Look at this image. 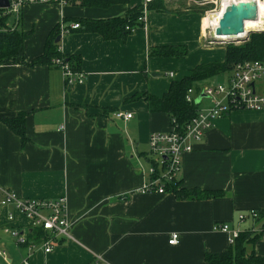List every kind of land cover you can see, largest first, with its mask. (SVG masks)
<instances>
[{
  "label": "crops",
  "instance_id": "crops-1",
  "mask_svg": "<svg viewBox=\"0 0 264 264\" xmlns=\"http://www.w3.org/2000/svg\"><path fill=\"white\" fill-rule=\"evenodd\" d=\"M144 2L24 8L20 27L31 34L24 61L0 65V119L25 112L27 141L22 143L0 120V200L4 189L33 199L63 197L72 236L49 253L19 246L13 234H28L32 221L19 212L10 220L12 205L0 204V250L5 252L0 264L25 259L30 264H208L206 250L230 245V234L214 229L215 223L240 231L262 229L261 222L238 217L264 208V108L232 109L216 119L202 140L190 141L193 149L182 155L177 174L182 186L220 189L226 196L182 200L166 190L140 192L150 179V135L169 131L171 123L168 114L150 112L137 95H162L176 68L191 70L225 59L226 52L215 50L225 51L224 46L208 41L207 16L148 10L146 25L125 38L106 40L77 29L56 41L58 35L55 42L72 57L71 66L83 76L80 83H67L57 66L30 64L44 53L61 21L126 17ZM167 45H186L189 54L149 56L152 47ZM160 72L174 76L165 81L156 78ZM212 79L195 88L199 91ZM257 90L264 93V81ZM197 105H206L204 96ZM116 110L132 117L116 118ZM173 233L179 236L176 244L169 243ZM247 251L264 257V232Z\"/></svg>",
  "mask_w": 264,
  "mask_h": 264
},
{
  "label": "built area",
  "instance_id": "built-area-1",
  "mask_svg": "<svg viewBox=\"0 0 264 264\" xmlns=\"http://www.w3.org/2000/svg\"><path fill=\"white\" fill-rule=\"evenodd\" d=\"M75 0H8V7H0V16H8L10 19L11 30L19 28L22 23L23 10L28 5L33 4H59L70 5ZM152 0H145L143 13L138 17L137 22L146 25L147 22V3ZM210 0H204L203 3ZM221 3V2H220ZM216 11V10H213ZM211 11V12H213ZM59 35L69 33L80 27L79 22L66 25L64 21L59 23ZM137 26L129 27L132 32ZM208 40L211 37V31L207 28ZM210 43H216L212 41ZM57 51L62 54L61 57H55L52 62L54 66L60 68L65 76L67 83L82 82V74L73 71L69 62L65 61L60 47ZM170 77L174 73H169ZM264 81V60H252L239 63L227 77V85L221 83H209L203 86L199 91L195 87L188 89L186 101L195 103L199 94L204 95L206 105L199 107L197 114L186 123L183 130L178 131L175 126L167 132L152 133L149 138V162L150 179L140 189L141 193L155 191L164 193L166 182H172L177 178L181 168L183 153L193 149L190 141L202 140L204 134L215 125L216 119L228 114L232 109L240 108L247 110H259L264 108V93L257 90V84ZM113 115L116 118L128 120L132 117L131 113L122 110H116ZM4 196L0 200L2 206L12 205L13 212L9 219L14 218V212L22 213L32 221V229L40 228L43 235L40 241L29 239L24 233L16 232L13 234L17 239V245L26 246L31 250L42 247L46 253L62 241L71 238V223L66 214L67 202L61 197L58 199L44 200L22 197L10 189L3 190ZM259 216L257 210H251L248 213L239 215V221L246 219H257ZM214 229L229 233V244H234L235 239L241 233L240 229L232 227L226 222H217ZM178 233H173L169 239L170 244L178 242ZM0 255L5 252L0 250ZM22 264H30L28 259L23 260Z\"/></svg>",
  "mask_w": 264,
  "mask_h": 264
},
{
  "label": "trees",
  "instance_id": "trees-1",
  "mask_svg": "<svg viewBox=\"0 0 264 264\" xmlns=\"http://www.w3.org/2000/svg\"><path fill=\"white\" fill-rule=\"evenodd\" d=\"M130 0H75L72 4L83 7L106 8L117 4H128ZM204 0H195L197 2ZM213 6V3L203 5L191 4L185 12L203 13L206 9ZM143 4L138 8H132L126 17H113L108 19H80V27L77 30L99 33L104 39L112 40L125 38L132 33L127 26L133 27L141 25L137 22L138 17L143 13ZM147 10H154L164 13L181 14L184 12L170 10V2L167 0H152L147 3ZM10 19L8 16H0V65L4 63H16L24 61V44L30 36L31 31L22 30L21 27L11 30ZM59 26H56L48 37L44 53L35 58L30 64L49 63L53 65L52 60L55 57H61L62 54L57 51L59 43L55 39L59 35ZM249 40L243 43H228L223 45L226 56L223 61H211L197 64L189 70L188 74L180 79H172L166 92L162 95H154L150 92H143L137 97L144 98L148 109L152 113L164 112L170 118L171 126H175L178 131L184 129L198 111V105L186 101V94L191 87H197V83L212 79L218 75H228L239 63L264 60V31H255L249 34ZM251 39V40H250ZM189 54L186 45H167L156 46L149 50L150 57L161 58H185ZM65 61L71 65L72 57L63 54ZM79 58V57H78ZM80 62V59H78ZM73 71L75 69L71 66ZM135 97V96H134ZM25 112L18 113L15 117H5L0 119L14 133L20 136L22 143L27 141L25 129ZM166 191L172 192L177 198L207 200L211 198H220L226 196L227 192L220 189H201L197 187L187 188L181 185L179 179L172 182H166L164 185ZM258 218L255 222L262 223V229L255 231L249 229L241 231L235 239L234 244L222 251H208L204 253V259L208 264H264V257L256 255L254 252H248V245L255 241L264 232V208L258 211ZM43 230L33 228L28 232V238L40 241ZM27 244V243H26ZM23 245V246H26Z\"/></svg>",
  "mask_w": 264,
  "mask_h": 264
},
{
  "label": "water",
  "instance_id": "water-1",
  "mask_svg": "<svg viewBox=\"0 0 264 264\" xmlns=\"http://www.w3.org/2000/svg\"><path fill=\"white\" fill-rule=\"evenodd\" d=\"M9 2L8 0H0V7L5 8L8 7ZM258 5L253 2L250 5H247L246 3H232L228 5L223 11L221 12V15L219 17L218 25L215 28L214 34L213 32L210 33L211 37L209 38V42L215 41V42H221V43H230L234 40L239 39H224V37L220 38V36H236L240 35L242 33H245V21L251 20L257 18V11H258ZM255 31H264V28L261 29H255L250 30V32ZM219 36V37H218ZM60 35L57 38L56 41L60 39ZM204 95H200L196 98L195 104L197 105L201 98Z\"/></svg>",
  "mask_w": 264,
  "mask_h": 264
},
{
  "label": "rangeland",
  "instance_id": "rangeland-1",
  "mask_svg": "<svg viewBox=\"0 0 264 264\" xmlns=\"http://www.w3.org/2000/svg\"><path fill=\"white\" fill-rule=\"evenodd\" d=\"M167 1H169L170 2V10H172V11H181V12H185L186 10H187V8L189 7V6H191V4H196L197 5V3L199 4V5H203V4H205V3H208V2H205V3H203V2H197V3H195V0H167ZM222 0H210L209 1V3H213V6H211L209 9H206L203 13H201L200 12V14H202L203 15V17H205V16H208V14L211 12V11H213V10H218V8H219V5H220V2H221ZM207 24H208V20H207ZM250 33H252V32H250ZM249 33V34H250ZM209 33H208V31H207V35H208ZM249 34L247 33V35L244 37V38H242V39H239V40H234V41H232V42H234V43H243L244 41H248L249 40ZM251 40V39H250ZM231 43V42H230ZM226 44H228V43H221V42H216V43H214L213 45H226ZM215 50H219V51H221L222 53H223V56H225V51H224V49H221V48H216ZM217 53V52H216ZM215 60V59H214ZM195 66V65H194ZM189 68V67H188ZM188 68H186L185 70H180V69H178V68H176V69H174V70H176L174 73H175V79L176 78H178V77H180V76H182V75H184V74H186V73H188L189 72V69ZM180 70V71H179ZM156 78H159V79H164L165 81H166V79H167V81L168 80H171L173 77H170L168 74L166 75V72L164 73V72H160L159 73V76H157ZM211 81V83H216V84H219V83H221V84H223V85H227V74H222V75H218V76H216V77H214L212 80H210ZM165 193V192H164ZM27 236H28V234H26ZM13 238L15 239V244L17 243V239H16V237H14L13 236ZM34 251V250H33ZM23 262V261H22ZM22 262L20 263V264H22Z\"/></svg>",
  "mask_w": 264,
  "mask_h": 264
},
{
  "label": "bare ground",
  "instance_id": "bare-ground-1",
  "mask_svg": "<svg viewBox=\"0 0 264 264\" xmlns=\"http://www.w3.org/2000/svg\"><path fill=\"white\" fill-rule=\"evenodd\" d=\"M253 2H255L258 5L257 6L258 7L257 18L245 21L244 29L246 32L242 33L240 35H236V36H220V38L224 37V39H242L247 35V33L250 30L264 28V0H222L220 5H219L218 10L210 12L208 14V16H207L208 24L206 25V28H208L214 34L215 28L218 25V21H219V17L221 15V12L228 5H230L232 3H236V4H240V3L245 4L246 3L247 5H250Z\"/></svg>",
  "mask_w": 264,
  "mask_h": 264
}]
</instances>
